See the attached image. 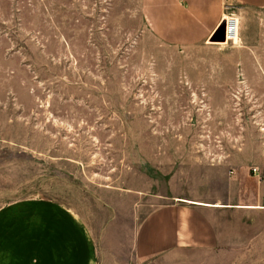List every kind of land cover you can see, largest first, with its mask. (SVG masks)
I'll use <instances>...</instances> for the list:
<instances>
[{
    "label": "rangeland",
    "instance_id": "1",
    "mask_svg": "<svg viewBox=\"0 0 264 264\" xmlns=\"http://www.w3.org/2000/svg\"><path fill=\"white\" fill-rule=\"evenodd\" d=\"M257 2L228 10L238 43L177 46L154 34L144 0H0V219L59 203L104 264H132L137 225L163 203L264 205ZM212 216L224 238L214 264H264L234 245L251 235L249 211Z\"/></svg>",
    "mask_w": 264,
    "mask_h": 264
},
{
    "label": "crops",
    "instance_id": "2",
    "mask_svg": "<svg viewBox=\"0 0 264 264\" xmlns=\"http://www.w3.org/2000/svg\"><path fill=\"white\" fill-rule=\"evenodd\" d=\"M144 2L151 11L154 34L177 46L208 44L231 6L258 4L257 0ZM259 198L256 195L249 204L255 209L218 208L207 204L220 203L203 198L159 205L137 225L130 245L132 264H214L211 256L224 238L212 214L224 209L249 211L251 235L248 239L240 235L242 240L236 238L234 245L244 241L252 257L264 259V253H259L264 252V205ZM20 207H24V218L17 215L18 210L14 218L0 219V264H104L96 237L81 219L67 214L64 205L42 201ZM192 254L199 255V260L192 261ZM114 264L131 263L116 258Z\"/></svg>",
    "mask_w": 264,
    "mask_h": 264
},
{
    "label": "built area",
    "instance_id": "3",
    "mask_svg": "<svg viewBox=\"0 0 264 264\" xmlns=\"http://www.w3.org/2000/svg\"><path fill=\"white\" fill-rule=\"evenodd\" d=\"M226 42H235L238 35V19L232 14L224 19Z\"/></svg>",
    "mask_w": 264,
    "mask_h": 264
},
{
    "label": "water",
    "instance_id": "4",
    "mask_svg": "<svg viewBox=\"0 0 264 264\" xmlns=\"http://www.w3.org/2000/svg\"><path fill=\"white\" fill-rule=\"evenodd\" d=\"M211 42H226L225 37V22L223 21L211 39Z\"/></svg>",
    "mask_w": 264,
    "mask_h": 264
},
{
    "label": "bare ground",
    "instance_id": "5",
    "mask_svg": "<svg viewBox=\"0 0 264 264\" xmlns=\"http://www.w3.org/2000/svg\"><path fill=\"white\" fill-rule=\"evenodd\" d=\"M239 32H240V21L238 20V35L235 39V43H238V41H239Z\"/></svg>",
    "mask_w": 264,
    "mask_h": 264
}]
</instances>
